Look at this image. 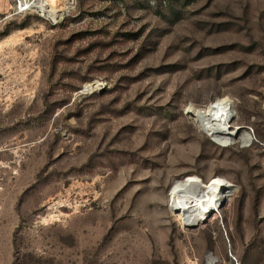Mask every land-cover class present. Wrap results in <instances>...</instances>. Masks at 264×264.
<instances>
[{"label": "rangeland", "instance_id": "1", "mask_svg": "<svg viewBox=\"0 0 264 264\" xmlns=\"http://www.w3.org/2000/svg\"><path fill=\"white\" fill-rule=\"evenodd\" d=\"M27 1L0 0V264H264V0ZM225 98L250 145L188 113ZM189 177L229 185L197 226Z\"/></svg>", "mask_w": 264, "mask_h": 264}, {"label": "bare ground", "instance_id": "2", "mask_svg": "<svg viewBox=\"0 0 264 264\" xmlns=\"http://www.w3.org/2000/svg\"><path fill=\"white\" fill-rule=\"evenodd\" d=\"M24 5L37 9L43 16L54 18L55 13L49 7L48 0H32ZM23 6V4H21ZM31 8V7H30ZM96 88L99 84L94 83ZM94 86H87L92 90ZM229 98L217 100L208 109L190 111V116L198 126L220 144H231L241 139L243 144L250 145L254 138L250 133L240 130L239 127L230 130V123L236 117ZM229 185L226 180L217 178L209 185H205L197 177H189L186 181L177 182L172 191L173 200L180 213L183 224L195 225L213 213H218L227 199ZM197 226V225H195Z\"/></svg>", "mask_w": 264, "mask_h": 264}, {"label": "water", "instance_id": "3", "mask_svg": "<svg viewBox=\"0 0 264 264\" xmlns=\"http://www.w3.org/2000/svg\"><path fill=\"white\" fill-rule=\"evenodd\" d=\"M188 113L191 114L190 111H188ZM246 129H247L246 127H239V129L237 130V132L240 131V130H246ZM213 141H214L215 143L219 144V145L227 146V144H220V143H218V142H217L216 140H214V139H213ZM208 264H212V259H211V258H210V261L208 262Z\"/></svg>", "mask_w": 264, "mask_h": 264}]
</instances>
